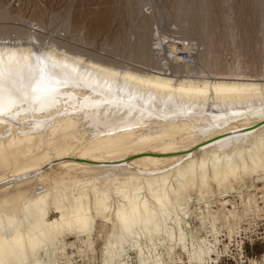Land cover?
<instances>
[{
	"label": "bare ground",
	"instance_id": "bare-ground-1",
	"mask_svg": "<svg viewBox=\"0 0 264 264\" xmlns=\"http://www.w3.org/2000/svg\"><path fill=\"white\" fill-rule=\"evenodd\" d=\"M178 1L175 19L187 37L169 38L157 26L154 33V15L131 7L142 15L130 38L110 47L124 60L117 62L82 49L81 35L73 36L78 48L41 39L34 29H15L24 37L13 39V29L0 26V51L51 52L84 78L82 86L62 89L53 108L0 123V264H53L67 257V238L91 254L100 240L104 264H175L181 254L185 264H205L216 224L231 233L240 220L224 196L237 194L243 215L259 212L249 189L264 182V84L250 78L264 72L221 60L211 0ZM227 11L222 20L234 44L236 21ZM184 52L194 65H173Z\"/></svg>",
	"mask_w": 264,
	"mask_h": 264
},
{
	"label": "rangeland",
	"instance_id": "rangeland-1",
	"mask_svg": "<svg viewBox=\"0 0 264 264\" xmlns=\"http://www.w3.org/2000/svg\"><path fill=\"white\" fill-rule=\"evenodd\" d=\"M130 1L132 2L130 3ZM130 1L0 0V10L2 11V13L0 11V15L2 14V17L0 18L3 20L2 21L0 19V26L5 23L4 25H2V27L8 26L13 29L14 33L12 32V36H10V38L16 37L15 39H17L20 37H24L22 36V34L19 36L21 32H15V29L16 31L18 29H21L20 31L24 32L25 29L28 32H31L30 29H34L36 33H39L41 39H43L42 36L44 38L47 37L48 39L52 38V40L57 37L54 41H57L58 43H74L73 46L78 48H81L83 45H85L82 47V49H85L92 54H98L100 56H105L108 58L110 57V59L112 58V60H114L115 62L121 61L122 59L119 56L108 53L110 47H113L117 41L124 44L125 40L130 38L132 30H135V28L133 27L137 24L136 22H138V19H140L139 17H141L140 15H142V11L143 15H146L147 13V15H149V12L150 16L154 15V18L152 17L154 19V22L152 20L153 23H151V27L154 33H156L155 28L157 26L158 30L162 31L161 33L166 36L170 35L169 38L187 37V34L180 30V28H178L179 17L175 16L177 14L176 8H178V5H175V3H178V0ZM136 1H138V6ZM150 2H153L152 5ZM211 3V16H213V14H216L212 19L216 21L217 25L216 28L211 29V34L216 44L219 43L216 46V49L217 51L221 52V60L229 66L235 65L237 60H240L239 62H241V64H248L251 62L253 69H255L257 72H264V28L263 31H261L263 23L262 21H264V0H257L258 6L260 8L257 6L256 0H211ZM131 7H133L134 9L140 8L139 10H141V13H138L137 17H135V13L131 14V12H129L131 11V9H129ZM229 8L233 11H231L232 15L230 14V11H227ZM255 8H257L258 10ZM160 9L163 10L160 11ZM5 11L7 12L6 14H4ZM226 11L227 14L229 12L230 17H232V19L236 21V32L234 31L236 39L234 41V44L232 43L230 38L226 37L228 36L227 34H229V32L226 28L227 25L222 20V16H225L224 14H226ZM128 13H130L129 15L135 14V16H128ZM3 14L5 18L3 17ZM5 15H7V17ZM175 18L178 20H176ZM129 21H131V23ZM65 22H67L69 25L70 33L67 32L64 27ZM132 23L135 24L133 25ZM50 24L52 27L49 26V28L48 25ZM38 25L40 27H38ZM62 26L64 29L62 28ZM160 27L163 28V30ZM258 27L261 29H259ZM48 28L52 29L49 30ZM57 28L59 30L62 28L63 31H59ZM128 29L130 30L129 32ZM64 31H66L67 33H64ZM258 32H262V34H259ZM15 33L16 35H14ZM171 34L174 36H172ZM76 35H81L86 43H84L83 45L78 43V41L75 40L76 38L73 37ZM196 36L197 34H189L188 38L194 39L195 44H198L201 39L199 38V35L197 37ZM72 38H75L74 40L76 42ZM46 41L47 40H45L44 42ZM259 42H262L263 45ZM232 48L236 50V52H234V50L232 51ZM200 49L202 50L203 47ZM200 49L198 51H201ZM148 70H151V68H148ZM166 74L169 76H174L172 74L170 75V73ZM258 77L259 76L251 77L250 80H255L254 82H257L259 83V85L263 86L264 74L259 77L260 81L258 80ZM263 88L264 86L262 87V89ZM57 171V168H55V170L53 171L54 174H56ZM262 183H258L256 189H249V192L255 195V199L259 207L258 213H249L247 215H243L241 213L242 204L239 196L237 194L224 196L225 200H229L227 209L231 210L232 208H234L235 213L238 215L240 220L238 221V225L232 228L231 233L228 232L225 226H222V224L216 222V235L214 237H211L210 235L206 237L213 247V258L212 261H205V264H264V188H262L264 182ZM243 195L245 196V192L243 193ZM212 208L213 211L220 209V204L217 202L216 204L212 205ZM189 223L190 226L194 228H198L199 226V223L194 218L189 219ZM196 236L203 237L204 232L199 230L196 233ZM64 244L65 245L63 246V251L65 252V254H67V259L64 258V256L59 255V257H56L54 259L53 264H104L100 258V240L95 241L93 254H91V249L87 248L81 241H74V239L72 238H67L65 239ZM124 249H127V247H124ZM88 256H91V258H88ZM131 257L133 258L134 255L131 254ZM186 262V256L181 254L180 260H177L175 264H185ZM117 263L120 264L121 260H118ZM128 264H136V261L131 259L128 261Z\"/></svg>",
	"mask_w": 264,
	"mask_h": 264
},
{
	"label": "snow or ice",
	"instance_id": "snow-or-ice-1",
	"mask_svg": "<svg viewBox=\"0 0 264 264\" xmlns=\"http://www.w3.org/2000/svg\"><path fill=\"white\" fill-rule=\"evenodd\" d=\"M83 79L74 64L51 52L0 51V123L21 113L53 108L60 103L62 89L80 87ZM258 114L264 120V101ZM121 224L127 230L130 220L126 215Z\"/></svg>",
	"mask_w": 264,
	"mask_h": 264
},
{
	"label": "built area",
	"instance_id": "built-area-1",
	"mask_svg": "<svg viewBox=\"0 0 264 264\" xmlns=\"http://www.w3.org/2000/svg\"><path fill=\"white\" fill-rule=\"evenodd\" d=\"M179 55H180V62L176 64L174 61H172L173 65H181L185 67H192L194 65L192 58L193 54L189 52H184Z\"/></svg>",
	"mask_w": 264,
	"mask_h": 264
}]
</instances>
